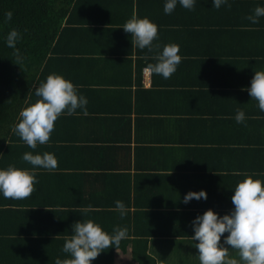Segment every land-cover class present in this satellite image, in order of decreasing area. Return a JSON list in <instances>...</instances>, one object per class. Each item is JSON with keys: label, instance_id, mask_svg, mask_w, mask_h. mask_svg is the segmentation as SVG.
<instances>
[{"label": "crops", "instance_id": "1", "mask_svg": "<svg viewBox=\"0 0 264 264\" xmlns=\"http://www.w3.org/2000/svg\"><path fill=\"white\" fill-rule=\"evenodd\" d=\"M164 4L83 0L72 13L84 28L66 32L65 54L49 71L80 86L87 114H61L49 142L36 149L0 128V167L32 168L25 152L58 159L55 170L38 169L28 198L0 196V260L55 264L68 258L61 249L71 225L93 219L108 233L127 227L128 236L92 264H141L148 257L200 264L193 219L208 209L229 213L244 173L264 180V112L242 90L264 69V17L256 24L246 19L264 0H228L219 9L196 0L192 10L177 4L171 14ZM133 14L158 25L154 45L180 46L182 60L170 78L144 71L157 49L131 44L121 27ZM237 109L245 112L243 123L234 118ZM201 189L207 199L183 203ZM117 200L126 205L123 218ZM229 256L238 258L231 249Z\"/></svg>", "mask_w": 264, "mask_h": 264}, {"label": "clouds", "instance_id": "2", "mask_svg": "<svg viewBox=\"0 0 264 264\" xmlns=\"http://www.w3.org/2000/svg\"><path fill=\"white\" fill-rule=\"evenodd\" d=\"M195 3L196 0H165L164 13L171 14L177 4L192 10ZM227 3L228 0H212V6L217 9ZM260 17H264V6L258 5L246 19L256 24ZM11 19L12 12L9 11L5 14V20L7 22ZM121 28L132 35L131 44L135 47L141 50L147 48L149 52L157 49L153 56L156 62L147 64L144 69L146 73L168 79L176 72L182 60L180 46L169 43L161 49L159 44L154 45L153 41L158 39V25L154 21L147 16L141 18L133 14ZM20 39L21 33L15 28L5 38L6 45L14 50L17 65L23 61L16 47ZM79 87L63 74L50 73L35 89L38 99L20 111L13 131L32 149H36L38 144L48 143L55 121L61 114L70 116L76 114L77 109L87 114L88 100L79 93ZM242 90H246L251 99L257 101L259 110L264 112V69L254 71L250 86ZM234 118L237 123H243L245 112L237 109ZM22 160L33 167L18 168L12 164L6 168L0 167V196L5 199L28 198L36 191L35 185L39 183L38 169L52 171L58 166L55 154L48 152H25ZM243 175L245 178L232 189L234 207L229 213L220 215L208 209L191 222L194 232L191 238L197 242L195 248L200 264H264V180L256 178L261 174L255 172ZM192 199H207V192L203 189L189 191L184 195L183 203L187 204ZM115 209L121 218L127 215L123 201H115ZM71 229L72 235L65 238L61 249L68 258L61 259L58 256L55 264H92L105 249L119 246L121 240L128 236L127 227L117 226L112 233H108L93 219L76 221ZM230 249L237 252L238 258L229 256Z\"/></svg>", "mask_w": 264, "mask_h": 264}, {"label": "trees", "instance_id": "3", "mask_svg": "<svg viewBox=\"0 0 264 264\" xmlns=\"http://www.w3.org/2000/svg\"><path fill=\"white\" fill-rule=\"evenodd\" d=\"M83 0H0V128L13 129L20 111L38 98L35 89L45 81L54 64L65 54L64 38L73 28L83 29L72 13L78 10ZM12 12V19L5 14ZM21 33L16 47L23 61L17 65L16 55L5 43L11 29ZM68 33V32H67ZM50 72V73H48ZM142 77L140 76V82ZM28 105L25 104L26 99ZM3 147H0V151ZM112 258V254L109 255ZM100 263L110 264L109 261ZM8 262V263H7ZM28 262V261H27ZM19 263L0 260V264H43ZM141 264H156L150 257L140 260Z\"/></svg>", "mask_w": 264, "mask_h": 264}, {"label": "built area", "instance_id": "4", "mask_svg": "<svg viewBox=\"0 0 264 264\" xmlns=\"http://www.w3.org/2000/svg\"><path fill=\"white\" fill-rule=\"evenodd\" d=\"M146 74H148V75H149V73H146Z\"/></svg>", "mask_w": 264, "mask_h": 264}]
</instances>
